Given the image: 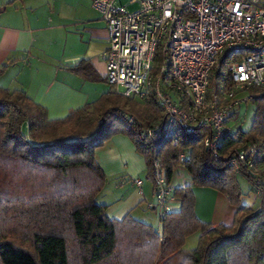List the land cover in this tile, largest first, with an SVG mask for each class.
Instances as JSON below:
<instances>
[{"label": "trees", "instance_id": "16d2710c", "mask_svg": "<svg viewBox=\"0 0 264 264\" xmlns=\"http://www.w3.org/2000/svg\"><path fill=\"white\" fill-rule=\"evenodd\" d=\"M6 69L0 66V77ZM70 72L105 82L83 61ZM119 101L130 103V112ZM252 103L250 130L226 135L215 156L203 146L206 128L175 127L165 140L160 133L144 136V128L160 122L153 96L137 101L109 90L62 119H50L23 91L0 87V264H264V107L261 96ZM115 135L128 137L145 159V178L153 187L155 149L168 184L177 166L190 175L189 185L172 189L179 208L162 216L159 230L130 215L110 220L97 202L106 177L95 151ZM246 141L258 148L254 169L241 174L259 198L256 208L243 202L237 175L224 158ZM195 187L226 197L234 208L231 225L197 217ZM195 233L197 246L185 250Z\"/></svg>", "mask_w": 264, "mask_h": 264}, {"label": "built area", "instance_id": "2783aa9c", "mask_svg": "<svg viewBox=\"0 0 264 264\" xmlns=\"http://www.w3.org/2000/svg\"><path fill=\"white\" fill-rule=\"evenodd\" d=\"M91 6L106 25V84L123 99L153 96L159 103L160 122L144 128V136L165 140L175 127L206 128L203 146L218 156L241 106L261 96L264 107V0H91ZM257 155L256 144L246 141L224 158L238 175L254 169ZM152 166L160 220L173 197L157 149Z\"/></svg>", "mask_w": 264, "mask_h": 264}, {"label": "crops", "instance_id": "0c3cea01", "mask_svg": "<svg viewBox=\"0 0 264 264\" xmlns=\"http://www.w3.org/2000/svg\"><path fill=\"white\" fill-rule=\"evenodd\" d=\"M107 47L106 25L91 0H0V66L7 64L0 87L23 91L47 110L50 119H62L110 90L106 82H89L70 72L83 61L104 79ZM95 158L106 177L97 196L105 216L122 220L130 215L151 225L150 217L159 213L154 188L144 180L145 159L130 139L113 136L95 151ZM170 187L176 188L171 182ZM216 197L229 211L228 216L225 213L221 219L220 213L213 211L214 219L206 222L216 224L219 220L228 225L233 207L222 194L217 192ZM170 206L177 210L179 202L173 198ZM198 238L199 233L191 235L183 248L194 249Z\"/></svg>", "mask_w": 264, "mask_h": 264}, {"label": "rangeland", "instance_id": "374dc122", "mask_svg": "<svg viewBox=\"0 0 264 264\" xmlns=\"http://www.w3.org/2000/svg\"><path fill=\"white\" fill-rule=\"evenodd\" d=\"M129 1L130 0H118V3L120 5H127ZM135 8H136L135 4L128 5L129 10H134ZM110 90L114 91L113 88L111 87ZM118 105L123 109V111L130 112L131 110L130 103L124 104L123 101H119ZM254 111H255V104L252 102H250L248 106H246L245 104L241 106L240 110L238 111V115L228 121V125L233 128L234 133L239 130L242 132H247L248 130H250L254 118ZM22 131L24 134H26L25 127H23ZM262 136H264V125L262 130ZM145 176H146V171H145ZM236 179L239 184L240 190L244 195L243 202L251 206L252 208L258 207L259 198L250 190L251 188L250 183L241 174H238L236 176ZM144 180L151 183V181L146 180V178H144ZM190 181H191L190 176L188 172L183 168V166H177L174 169L171 180L172 186L177 188L184 185H189ZM194 193L196 197V214L200 220L206 222L208 221V219H214L212 218L213 211L218 212L217 215H219L220 213L221 219H224L223 217H225V213L228 216L229 211L224 208L222 203L216 200L217 198L216 191L212 190L209 187H195ZM230 215L232 217L231 221H233L234 208L231 210ZM150 221L152 223L151 225L155 229L159 230L160 224H159L158 216L152 214V216L150 217ZM215 221L217 222L216 224H220L219 220H215ZM231 223L232 222H229L228 225H231Z\"/></svg>", "mask_w": 264, "mask_h": 264}]
</instances>
